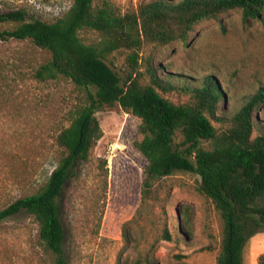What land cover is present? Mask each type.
Instances as JSON below:
<instances>
[{
    "label": "rangeland",
    "instance_id": "obj_1",
    "mask_svg": "<svg viewBox=\"0 0 264 264\" xmlns=\"http://www.w3.org/2000/svg\"><path fill=\"white\" fill-rule=\"evenodd\" d=\"M121 12L153 0H101ZM180 1V0H173ZM73 0H0V13L19 9L28 19L54 22ZM15 23H0V31ZM86 44L99 40L80 32ZM126 50L109 63L124 75ZM143 55L176 87L163 92L173 102L189 99L185 87L213 76L225 93L217 116L230 118L264 85V14L244 22L240 10L198 24L187 42L145 46ZM51 59L30 41L0 37V210L37 192L58 166L59 132L69 126L86 92L66 79L40 82L33 72ZM101 137L80 161L63 195L64 250L69 264H217L223 222L214 204L198 191L200 177L176 172L144 192L148 164L136 148L140 120L122 110L96 113ZM253 137L264 135V106ZM218 129L226 123L213 120ZM168 230L171 240H166ZM245 264H264V232L249 239ZM0 264H55L39 240V225L21 212L0 223Z\"/></svg>",
    "mask_w": 264,
    "mask_h": 264
},
{
    "label": "trees",
    "instance_id": "obj_2",
    "mask_svg": "<svg viewBox=\"0 0 264 264\" xmlns=\"http://www.w3.org/2000/svg\"><path fill=\"white\" fill-rule=\"evenodd\" d=\"M233 10L249 23L262 18L264 0H153L124 13L109 1L73 0L51 23L28 19L24 9L0 13V23L16 24L0 31L1 39L30 41L50 52L51 59L33 72L36 80L63 78L86 92L69 126L57 136L63 149L58 166L37 192L0 210V223L26 212L39 225V240L55 264H69L62 219L65 188L102 135L96 113L122 110L140 120L135 146L148 162L144 192L176 172L198 175V191L211 200L223 222L217 264H245L247 242L264 232V135L253 137L264 85L224 118L217 110L225 93L213 76L199 87H185L189 99L176 103L163 95L176 87L143 55L148 45L187 42L198 24ZM83 30L98 33L99 40L86 44ZM121 50L129 52L124 75L108 61ZM213 120L226 125L218 129ZM163 237L172 239L168 230Z\"/></svg>",
    "mask_w": 264,
    "mask_h": 264
}]
</instances>
